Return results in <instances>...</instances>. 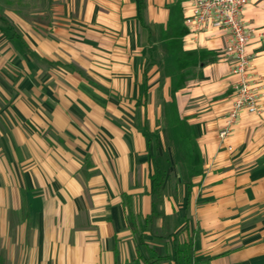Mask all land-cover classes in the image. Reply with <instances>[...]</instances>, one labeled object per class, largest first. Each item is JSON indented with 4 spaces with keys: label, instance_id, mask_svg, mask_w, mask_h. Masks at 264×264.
<instances>
[{
    "label": "crops",
    "instance_id": "obj_1",
    "mask_svg": "<svg viewBox=\"0 0 264 264\" xmlns=\"http://www.w3.org/2000/svg\"><path fill=\"white\" fill-rule=\"evenodd\" d=\"M185 5L52 0L38 26L7 16L0 264H180L184 250L264 264V0L242 13L259 112L230 128L236 77L220 40L187 35Z\"/></svg>",
    "mask_w": 264,
    "mask_h": 264
},
{
    "label": "built area",
    "instance_id": "obj_2",
    "mask_svg": "<svg viewBox=\"0 0 264 264\" xmlns=\"http://www.w3.org/2000/svg\"><path fill=\"white\" fill-rule=\"evenodd\" d=\"M257 0H186L183 22L192 39L205 35L222 43L220 53L236 79L232 84L231 106L226 115L228 128L242 112H259L260 85L251 72L247 48L253 29L242 18L244 8ZM228 129L219 133L223 137Z\"/></svg>",
    "mask_w": 264,
    "mask_h": 264
},
{
    "label": "rangeland",
    "instance_id": "obj_3",
    "mask_svg": "<svg viewBox=\"0 0 264 264\" xmlns=\"http://www.w3.org/2000/svg\"><path fill=\"white\" fill-rule=\"evenodd\" d=\"M52 0H0V30L10 23L8 17L20 18L24 21L34 22L36 26L40 19L48 14ZM13 25V24H12ZM15 34L18 30L13 25Z\"/></svg>",
    "mask_w": 264,
    "mask_h": 264
},
{
    "label": "trees",
    "instance_id": "obj_4",
    "mask_svg": "<svg viewBox=\"0 0 264 264\" xmlns=\"http://www.w3.org/2000/svg\"><path fill=\"white\" fill-rule=\"evenodd\" d=\"M138 7L141 8V1H139V6ZM7 28L9 30H12L15 33L14 27H13L12 24L7 23ZM157 181H158V183H156ZM160 181H161L160 179H158V180L157 179H154V184L153 185H154V189L155 190L160 191V188H161V182ZM138 241L140 242L139 239H138ZM179 255H180V262H179L180 264H188L189 263V257H188V254H187V251L186 250L181 251L179 253Z\"/></svg>",
    "mask_w": 264,
    "mask_h": 264
}]
</instances>
